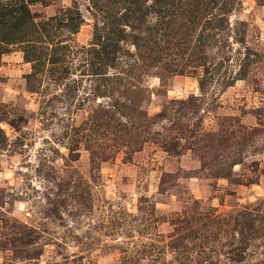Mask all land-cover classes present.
<instances>
[{"label": "rangeland", "instance_id": "obj_1", "mask_svg": "<svg viewBox=\"0 0 264 264\" xmlns=\"http://www.w3.org/2000/svg\"><path fill=\"white\" fill-rule=\"evenodd\" d=\"M28 8L74 20L0 59V264H264V0Z\"/></svg>", "mask_w": 264, "mask_h": 264}, {"label": "trees", "instance_id": "obj_2", "mask_svg": "<svg viewBox=\"0 0 264 264\" xmlns=\"http://www.w3.org/2000/svg\"><path fill=\"white\" fill-rule=\"evenodd\" d=\"M32 2L33 0H0V59L9 51V47L20 44L24 59L38 62L43 57L42 40L50 39L53 28L67 27L68 21L74 20L66 13V16L60 18L36 21L28 8ZM136 14L134 19L140 21L141 14L137 7L131 12V15Z\"/></svg>", "mask_w": 264, "mask_h": 264}]
</instances>
